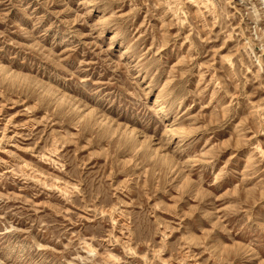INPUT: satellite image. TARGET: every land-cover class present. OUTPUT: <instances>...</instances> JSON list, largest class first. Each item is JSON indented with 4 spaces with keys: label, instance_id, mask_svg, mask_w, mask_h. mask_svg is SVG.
Masks as SVG:
<instances>
[{
    "label": "rangeland",
    "instance_id": "rangeland-1",
    "mask_svg": "<svg viewBox=\"0 0 264 264\" xmlns=\"http://www.w3.org/2000/svg\"><path fill=\"white\" fill-rule=\"evenodd\" d=\"M0 264H264V0H0Z\"/></svg>",
    "mask_w": 264,
    "mask_h": 264
},
{
    "label": "bare ground",
    "instance_id": "bare-ground-1",
    "mask_svg": "<svg viewBox=\"0 0 264 264\" xmlns=\"http://www.w3.org/2000/svg\"><path fill=\"white\" fill-rule=\"evenodd\" d=\"M156 103V102H155ZM155 107H157L156 109H157V112L158 111H161L162 110V108H161V106L160 105H157L156 106V104H155ZM127 135H129V133L127 134ZM184 139V138H183ZM131 140V139H130ZM131 143V142H130ZM137 147V146H136Z\"/></svg>",
    "mask_w": 264,
    "mask_h": 264
}]
</instances>
